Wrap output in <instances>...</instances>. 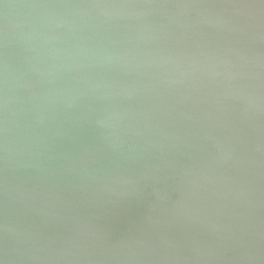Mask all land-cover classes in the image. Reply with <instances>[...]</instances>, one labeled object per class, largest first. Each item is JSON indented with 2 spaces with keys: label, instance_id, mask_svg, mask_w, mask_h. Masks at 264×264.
<instances>
[{
  "label": "water",
  "instance_id": "1",
  "mask_svg": "<svg viewBox=\"0 0 264 264\" xmlns=\"http://www.w3.org/2000/svg\"><path fill=\"white\" fill-rule=\"evenodd\" d=\"M0 264H264V0H0Z\"/></svg>",
  "mask_w": 264,
  "mask_h": 264
}]
</instances>
